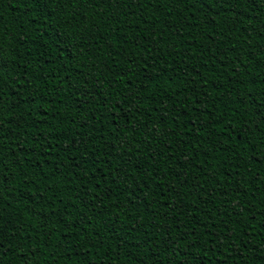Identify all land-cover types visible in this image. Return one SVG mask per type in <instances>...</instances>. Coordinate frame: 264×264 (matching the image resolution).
I'll list each match as a JSON object with an SVG mask.
<instances>
[{
    "label": "trees",
    "instance_id": "obj_1",
    "mask_svg": "<svg viewBox=\"0 0 264 264\" xmlns=\"http://www.w3.org/2000/svg\"><path fill=\"white\" fill-rule=\"evenodd\" d=\"M46 13L0 0V56L41 93L17 96V72L0 86L13 249L0 264H264V0H50ZM125 99L134 110L110 122ZM36 194L51 197L40 215ZM64 204L71 217L45 222Z\"/></svg>",
    "mask_w": 264,
    "mask_h": 264
},
{
    "label": "snow or ice",
    "instance_id": "obj_2",
    "mask_svg": "<svg viewBox=\"0 0 264 264\" xmlns=\"http://www.w3.org/2000/svg\"><path fill=\"white\" fill-rule=\"evenodd\" d=\"M68 2L70 3L71 0H68ZM197 2H199L202 7L207 5L210 9H213V10L231 9L232 11H235L237 5L244 2V0H197ZM249 2H251V0H249ZM49 3H50V0H33V5L39 10V12L42 14V16L44 18H47L46 9H47ZM217 14H219V13L217 12ZM211 18H212V13L209 12V19H211ZM75 39H76L75 34L65 33V43H67L70 46V48L71 47H77V44L75 43ZM143 70L146 74L150 70V66L147 64V61H145ZM151 70L155 71V67L151 66ZM9 72H17L18 73L15 79L20 81L18 87L21 89V91L17 92V96L24 97L25 102H28V101L36 102L38 100H41V93H40L39 88L38 87H36V88L27 87V90L24 91L25 86H26V81L24 80L22 74H20L19 69L12 67L8 63H5L4 57L0 56V86L4 85L6 83V77L8 76ZM149 79H151V78L149 77ZM5 95H6L5 93L0 92V108H3L4 104L8 103V101H6L4 99ZM82 95L86 97L87 93L85 92ZM132 95H133V99L135 100V93H132ZM44 102H46V100ZM84 102L85 103L87 102L86 98H85ZM122 103H127V100L126 99L124 101L117 100L111 106H109L107 108V112H108V116L110 118V122H115L120 117L127 116L129 112H132L134 110V107L122 109L121 108ZM41 107H43V102L37 104V109H39ZM261 109L264 110V101L261 102ZM46 117H47V112L41 113L40 118L37 121V126L41 123H44L46 120ZM225 128H227V125L225 126ZM113 131L115 132L117 130L114 129ZM239 134L242 136L245 135L243 128L240 129ZM0 135H2V134H0ZM115 138L117 141H119L120 136L117 135ZM45 141H47V137H45ZM248 142L250 143V140ZM33 147H35V146H33ZM120 147H122V145ZM117 154H119L118 149H117ZM45 155H47V153H45ZM251 155L253 158H256V156H257L256 151H253ZM260 157L261 158L256 159V163L257 164H264V150H261ZM127 164L129 167L133 166L132 160L129 159L127 161ZM6 168H7V165L0 162V182L6 181V173L4 172V169H6ZM116 171L119 172L120 169H116ZM124 171L126 172L127 169H124ZM256 179H260L259 175L256 176ZM31 182L32 181H29L27 179V174L25 173V179L22 180L21 183L27 184V183H31ZM261 183H264V180H261ZM21 198H25L24 194H21ZM50 199H51V197H48V200H50ZM48 200H42L40 195L36 194L33 197V201H32L33 212L37 215L44 213L46 211L44 205H46L48 203ZM61 203L63 204V201H61ZM81 203H83V201H81ZM73 206H75V205H73ZM68 208H69V206L67 204H64L63 207L60 209H56V208L48 209L47 211L50 214L45 215V217H44L45 222L50 220L52 216L56 217L57 223H60L62 218H64L65 216L71 217L72 214L70 211H68ZM84 208H85V211L88 210L87 205H84ZM76 219H77L76 217H72V219L65 222L64 226H68L70 228V231L67 233V235H72L71 226L75 224ZM81 219H83V217H81ZM84 222H87V221L85 220ZM4 235H5V233L2 230H0V257L7 255L8 251L13 250L12 248H8V249L4 248ZM48 238H50V234H49ZM65 238H67V236ZM181 239H182V237H181ZM188 247L190 248V247H192V245H188ZM173 251L175 252V251H177V249L174 248ZM261 251L264 252V249H262ZM32 255H35V251L32 252ZM189 256H191V253H186L185 259H187ZM23 264H29V261L24 260ZM191 264H198V258L192 257Z\"/></svg>",
    "mask_w": 264,
    "mask_h": 264
}]
</instances>
